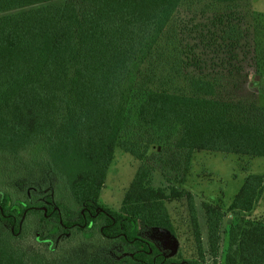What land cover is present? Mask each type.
I'll return each instance as SVG.
<instances>
[{
    "label": "trees",
    "instance_id": "1",
    "mask_svg": "<svg viewBox=\"0 0 264 264\" xmlns=\"http://www.w3.org/2000/svg\"><path fill=\"white\" fill-rule=\"evenodd\" d=\"M252 72L264 76V13L251 0H0V153L38 146L44 173L78 205L68 221L48 195L32 206L0 190V264H30L11 241L30 213L63 234L101 220L124 243L119 262L203 264L194 195L181 186L196 150L264 156V106L237 90ZM117 148L142 168L114 210L100 193ZM263 188L264 173L246 175L229 225L204 203L211 264L224 234L223 264H264V222L248 217ZM172 198L187 202L196 258L165 257L144 237L154 227L174 235Z\"/></svg>",
    "mask_w": 264,
    "mask_h": 264
},
{
    "label": "rangeland",
    "instance_id": "2",
    "mask_svg": "<svg viewBox=\"0 0 264 264\" xmlns=\"http://www.w3.org/2000/svg\"><path fill=\"white\" fill-rule=\"evenodd\" d=\"M54 1L57 0H49ZM251 2L254 10L264 13V0ZM248 62L240 63L249 67ZM245 89L254 92L258 103L264 106V76L258 75L256 78L253 72L250 73L246 80L242 79L237 85V90L241 94H244ZM8 155L12 158L0 153V190L9 193L13 199L31 202L32 206L45 200V196L48 195L51 198L47 202L56 205L59 201L64 204L63 208H59L62 219L71 221L77 218L78 205L69 189H66L59 180L51 178L53 175L50 169L45 174V166L41 168L45 162L38 146L35 149L26 148L16 156ZM141 168L142 161L117 148L100 193L101 203L110 209H118L126 189ZM249 173H264V156H242L202 150L193 153L190 169L181 187L194 195L201 238L206 250V261L203 264H211L212 261L208 253L204 203L220 206L224 211L223 223L229 225L228 220L230 223L233 222L234 215L226 209ZM153 175L154 185L164 181L158 171H154ZM167 207L174 224V235L167 230L154 227L145 228L144 237L165 257L196 258L197 248L190 227L186 200L172 198L167 201ZM248 217L264 222V188L253 209L248 212ZM52 221L41 222L38 214H27L20 233L11 236L12 243L25 254L30 264H113L119 262L123 256L122 252L126 251L122 241L109 239L101 233V220H97L92 228L83 232L68 227L66 234L54 225L58 224V220ZM3 230L9 231L10 226L5 223ZM36 232H41V238L35 236ZM225 246L224 234L217 264H223ZM120 263L131 264L126 259L118 264Z\"/></svg>",
    "mask_w": 264,
    "mask_h": 264
},
{
    "label": "water",
    "instance_id": "3",
    "mask_svg": "<svg viewBox=\"0 0 264 264\" xmlns=\"http://www.w3.org/2000/svg\"><path fill=\"white\" fill-rule=\"evenodd\" d=\"M256 76V78L258 77V75H255ZM228 222H230V220H228Z\"/></svg>",
    "mask_w": 264,
    "mask_h": 264
}]
</instances>
